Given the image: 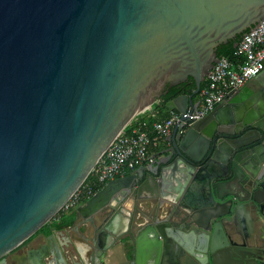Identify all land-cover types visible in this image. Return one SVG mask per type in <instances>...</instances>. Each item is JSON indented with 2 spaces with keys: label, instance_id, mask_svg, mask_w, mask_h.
I'll return each instance as SVG.
<instances>
[{
  "label": "water",
  "instance_id": "95a60500",
  "mask_svg": "<svg viewBox=\"0 0 264 264\" xmlns=\"http://www.w3.org/2000/svg\"><path fill=\"white\" fill-rule=\"evenodd\" d=\"M263 18L264 0H0V264H70L63 245L78 242L37 231L180 83L195 87L166 108L197 109L222 50ZM166 141L75 208L88 264L117 239L136 264H264V68ZM173 172L197 195L172 193Z\"/></svg>",
  "mask_w": 264,
  "mask_h": 264
},
{
  "label": "built area",
  "instance_id": "2783aa9c",
  "mask_svg": "<svg viewBox=\"0 0 264 264\" xmlns=\"http://www.w3.org/2000/svg\"><path fill=\"white\" fill-rule=\"evenodd\" d=\"M234 61L219 57L200 87V104L197 109L184 112L171 110L167 117L149 123L138 121L129 132L120 137L103 155L87 177L90 181L82 185L64 203L61 211L68 212L90 198L106 183L134 171L138 166L153 160L151 146L169 135L175 125H190L211 111L217 104L230 98L248 79L264 68V18L249 29L236 43Z\"/></svg>",
  "mask_w": 264,
  "mask_h": 264
},
{
  "label": "crops",
  "instance_id": "0c3cea01",
  "mask_svg": "<svg viewBox=\"0 0 264 264\" xmlns=\"http://www.w3.org/2000/svg\"><path fill=\"white\" fill-rule=\"evenodd\" d=\"M263 76V75H261ZM151 111V110H150ZM154 113H157L156 111L151 112L150 116H153ZM168 146V142L166 141V136L163 138H160L157 141L156 146H151L149 148V152L151 155H154L156 153H158V157H162L164 156L166 153L162 152V150H164L166 147ZM148 163H144L143 165H147ZM141 166V165H140ZM140 166H138L136 169H138ZM135 169V170H136ZM132 173V172H129ZM187 180H185L184 178H182L181 173L180 176L176 173H170L169 177H168V185L171 187L170 191H172V193L176 192V189H180L183 190L185 188V185L190 187L189 188V192L191 194H196L198 193V187H199V183L196 184L194 182L193 183H187L185 184ZM181 187V188H180ZM185 191V189L183 190V192ZM158 199H153L152 203H157ZM165 202L167 200H164ZM120 207L122 208L120 210V214L117 217L116 220V225L119 226H126L127 223V213L128 211L131 212L132 211V205H131V201L125 200L120 204ZM166 207V206H165ZM167 208V207H166ZM74 214H75V209L73 210ZM134 212V211H133ZM69 212H63L62 215H58L56 217H63L66 214H68ZM135 214V213H133ZM151 215V214H150ZM162 215L159 214V217H161ZM85 216H82L81 214L78 215V218L75 219L73 223L70 225V227H66L63 229H60L57 236V239L59 242H61V244H64L65 242L63 241V239L70 237L73 241H77L78 243L76 244L77 249L74 250L73 247H71L68 244H64L63 248L64 251L66 253V255L68 256V259L73 257L72 261L69 259L70 264H88V257L90 256L91 252L93 251V246L94 245H86L84 242L81 241V238H79L76 230H75V225H79L82 224L85 221ZM57 221V220H56ZM119 231H125L127 229V226L125 228H119ZM43 232V231H41ZM39 241H43L41 238H39ZM35 244L33 243H29V247H21L20 251H17L15 254L16 255H22L24 253H26V250L30 249L31 247H34ZM142 254L143 252H139V259L138 261H142ZM135 246L134 244H130V242H128L127 244H124L123 240L119 241V239H117L116 241H114L112 244L108 245L102 252V255L100 257V264H136V259H135ZM76 256H81L82 260L79 261V259H76ZM99 263V262H98ZM139 264V262H138ZM183 264V263H182Z\"/></svg>",
  "mask_w": 264,
  "mask_h": 264
},
{
  "label": "trees",
  "instance_id": "16d2710c",
  "mask_svg": "<svg viewBox=\"0 0 264 264\" xmlns=\"http://www.w3.org/2000/svg\"><path fill=\"white\" fill-rule=\"evenodd\" d=\"M234 49H235V46H233L232 48L222 50V52L220 53V55L218 57L226 56V57L230 58V60L234 61V55H233ZM204 82L202 83V85L204 84ZM194 87H195L194 81L180 83L177 87H175L166 97H164L155 107H153L151 109V111H149L139 121L147 120L149 123H151L152 121H155V120L164 119L165 117L168 116V114L170 112L166 108L167 101L171 100L172 98L176 97L177 95L184 94V93H186V94L191 93L192 90L194 89ZM154 111H156L157 113H154L153 116H150L151 112H154ZM130 130H131V128L127 132H129ZM88 181H90L89 177H87L85 179L84 183H86ZM86 200H87V198H82L80 204H83ZM62 214H63V211L60 210L53 217V219H51L47 224H45L40 229V231H43L44 233L48 234L50 232L51 228L61 229V228H65V227H68L69 225H71L74 221V218H75L74 212L71 211L70 213L66 214L65 216L59 217L56 219V217L58 215H62Z\"/></svg>",
  "mask_w": 264,
  "mask_h": 264
},
{
  "label": "flooded vegetation",
  "instance_id": "af4514ba",
  "mask_svg": "<svg viewBox=\"0 0 264 264\" xmlns=\"http://www.w3.org/2000/svg\"><path fill=\"white\" fill-rule=\"evenodd\" d=\"M194 99L195 100H200V97H199V94H197V95H195V97H194ZM131 172H133V171H131ZM127 174H130V173H127ZM127 174H125V175H127ZM79 205H81L80 203L79 204H77L75 207H73L72 209H70L68 212L70 213L71 211H73L77 206H79ZM168 212L169 211H164L163 213L164 214H161L162 216L160 217L161 219H165L166 218V216L168 215ZM179 212L180 211H177L176 210V216H177V214H179ZM181 217H182V215H181ZM159 218V219H160ZM177 218V222H178V220H179V217H176ZM144 221H145V223L146 224H150L151 222H152V219H148V218H146V219H144ZM68 227H70V225L68 226ZM191 227H195L193 224H191ZM66 228V227H65ZM61 229H63V228H61ZM194 229V228H193ZM52 230H60V229H57V228H51V230H50V232L52 231ZM39 232H41L40 230L39 231H37V233H39ZM49 232V233H50ZM48 233V234H49ZM46 234V233H45ZM41 238V237H40ZM22 246V245H21ZM21 246L20 247H18V250L17 251H20V248H21Z\"/></svg>",
  "mask_w": 264,
  "mask_h": 264
},
{
  "label": "bare ground",
  "instance_id": "6f19581e",
  "mask_svg": "<svg viewBox=\"0 0 264 264\" xmlns=\"http://www.w3.org/2000/svg\"><path fill=\"white\" fill-rule=\"evenodd\" d=\"M126 217H127V216H126ZM122 227L125 228L126 226L124 227V224H123V226H120V228H122Z\"/></svg>",
  "mask_w": 264,
  "mask_h": 264
}]
</instances>
